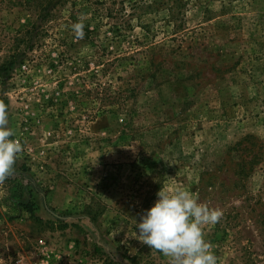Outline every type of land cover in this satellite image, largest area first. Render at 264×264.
Instances as JSON below:
<instances>
[{
    "label": "rangeland",
    "instance_id": "rangeland-1",
    "mask_svg": "<svg viewBox=\"0 0 264 264\" xmlns=\"http://www.w3.org/2000/svg\"><path fill=\"white\" fill-rule=\"evenodd\" d=\"M0 104V264H171L136 233L161 187L221 210L218 264H264V0H0Z\"/></svg>",
    "mask_w": 264,
    "mask_h": 264
},
{
    "label": "clouds",
    "instance_id": "clouds-1",
    "mask_svg": "<svg viewBox=\"0 0 264 264\" xmlns=\"http://www.w3.org/2000/svg\"><path fill=\"white\" fill-rule=\"evenodd\" d=\"M73 27L82 37L83 25L76 23ZM8 125L6 106L0 104V183L14 173L23 149ZM157 197L136 224L140 241L169 257L171 264H218L212 245L204 238L203 228L217 223L221 210L200 202L195 193L183 187L174 191L161 187Z\"/></svg>",
    "mask_w": 264,
    "mask_h": 264
},
{
    "label": "trees",
    "instance_id": "trees-1",
    "mask_svg": "<svg viewBox=\"0 0 264 264\" xmlns=\"http://www.w3.org/2000/svg\"><path fill=\"white\" fill-rule=\"evenodd\" d=\"M15 187H18V184H15ZM23 190L21 188V191H18L17 189L15 191H13V193H11V198L12 199H16V200H20L23 197ZM21 204V203H20ZM24 208H26V210L33 216L34 214V210L32 207L31 203H23Z\"/></svg>",
    "mask_w": 264,
    "mask_h": 264
}]
</instances>
